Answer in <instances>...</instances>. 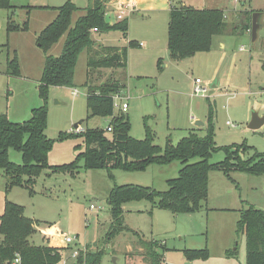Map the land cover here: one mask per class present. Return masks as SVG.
<instances>
[{"label": "rangeland", "instance_id": "rangeland-1", "mask_svg": "<svg viewBox=\"0 0 264 264\" xmlns=\"http://www.w3.org/2000/svg\"><path fill=\"white\" fill-rule=\"evenodd\" d=\"M65 1L10 0L11 10L0 9V114H6L12 122L26 121L31 110L42 104L37 85L44 58L60 55L65 36L47 52L39 47L37 36ZM69 1L77 7L72 15L73 24L91 3ZM162 2L149 0L143 6L151 9L138 8L139 13H127L124 34L93 32L91 35L92 40L102 43L99 51L102 57L106 47H126L125 68L89 69L87 51H83L75 67L74 87L49 89L45 135L54 140L48 153L49 165L68 164L78 152L75 146L83 149L80 137L59 140L60 133L80 134L72 131L74 124L81 122L83 130L101 129L105 135L110 134L106 131L109 119L90 116L84 87L113 81L121 88L118 94L123 99L118 101L128 105L123 113L129 120L128 134L136 140L144 138L145 127L153 132L154 144L160 147L167 140L176 144L191 132L202 137L211 113L217 147L244 144L247 147V152L241 155L244 159L254 152L264 153V125L255 131L247 128L252 113L264 116V0H220L210 5H204L201 0H171L176 7L219 9L220 6L226 15V32L212 39L210 50L179 62L169 57V3L165 9H159ZM249 11H259L255 41L251 40L249 31L242 30L244 13ZM8 18L14 25L27 23V29L12 32L9 38L5 31ZM130 41L142 42L144 46H129ZM7 49L10 58L14 53L17 57L19 77L5 73ZM194 79L209 87L206 96L191 94ZM74 88L79 90L76 96L72 95ZM114 114L121 112L114 108ZM196 121L204 126L196 127ZM223 159L224 152L220 150L212 154L209 162ZM9 160L19 164L20 154L9 150ZM181 167L178 161H173L168 165H149L143 171L117 169L112 171V179L103 169L81 168L74 178L66 174L47 178L48 171H44L33 186L32 195L20 187L7 189L6 179L0 173V215L5 201L23 207L24 216L35 222V233L28 239L30 244L68 247L62 256L66 264H72L70 255L79 249L102 250L100 264H149L139 239L155 242L154 249L162 257V264H245V236L236 235V223L239 211L248 205L264 210V175L234 171L226 177L221 172H211L207 199L194 213L173 214L143 201L128 203L123 206V221L130 232L121 233L109 243L103 242L109 226L107 197L114 186L134 185L165 191L166 181L174 179ZM65 236L73 242L66 244ZM204 248L209 254L205 261H189L183 255L184 250ZM227 251H235V256L228 257Z\"/></svg>", "mask_w": 264, "mask_h": 264}, {"label": "trees", "instance_id": "trees-1", "mask_svg": "<svg viewBox=\"0 0 264 264\" xmlns=\"http://www.w3.org/2000/svg\"><path fill=\"white\" fill-rule=\"evenodd\" d=\"M90 7L72 24V15L77 7L69 0L56 8L55 18L44 27L37 36L39 47L47 52L62 36H65L61 53L58 57L46 55L37 85L38 97L42 104L31 110L30 117L23 122H12L6 114H0V173L6 179V188L20 187L29 194H34L33 186L44 171L47 178L56 174H66L71 178L78 175L81 168L86 170L103 169L109 178L113 170L143 171L149 165H168L178 161L182 167L174 179L166 181L165 191H155L148 187L134 185L114 186L107 197L109 226L103 242L109 243L121 233L130 230L124 226L123 206L131 202H146L173 214L194 213L200 210L202 202L208 196L209 174L221 172L229 177L231 172L264 175V153L254 152L244 159V144L217 147L214 142V129L209 113L205 134L200 137L191 132L176 144L167 140L163 147L154 144L153 132L145 127L144 138L136 140L130 137L129 120L123 113L114 114L113 99L120 91L116 81L102 83L87 89V109L92 117L109 120L111 132L107 136L101 129H85L82 133L59 134V140L69 137L83 139V149L78 151L72 162L51 166L48 153L54 140L45 135L47 127V97L52 87H74L73 78L79 55L87 51V68L104 67L125 68L126 47H106L104 56L100 46L94 47L91 39L93 32L108 33L127 31V19L109 24L105 15L104 4L108 0H88ZM0 9L11 10L10 0H0ZM252 11L245 12L242 30H251ZM27 23L14 25L8 18L6 34L24 31ZM226 32L225 16L220 9H195L187 5L172 6L169 10L167 25V49L170 60L179 62L196 53L210 50L212 39ZM135 42L130 41L129 46ZM101 56V57H99ZM6 75L20 76V68L15 53L10 58L7 49ZM157 65H161L158 60ZM81 124V122L79 123ZM20 154L21 162L9 160V150ZM224 152V159L210 163L216 151ZM35 222L24 216V208L5 201L0 215V264H10L16 256L21 264H59L68 247L36 246L29 242L35 233ZM245 236V264H264V210L248 205L239 211L236 223V235ZM145 248L149 264H162V257L155 251V242L138 240ZM88 248V247H87ZM86 249V247H85ZM183 255L189 261L207 260L206 248L202 250H184ZM228 257L235 256V251H227ZM102 250H81L72 264H100Z\"/></svg>", "mask_w": 264, "mask_h": 264}, {"label": "built area", "instance_id": "built-area-1", "mask_svg": "<svg viewBox=\"0 0 264 264\" xmlns=\"http://www.w3.org/2000/svg\"><path fill=\"white\" fill-rule=\"evenodd\" d=\"M104 11H105V15L109 18L111 15V11L108 10L107 8H104ZM132 11V8L131 6L129 5H122L118 8H116L115 12H113V18H114V22H119V21H122L124 19V17L126 16V14L130 13ZM141 45V44H140ZM72 95L73 96H76L79 94V90L74 88L72 89ZM209 91V87L207 85H204L202 84V82L199 80V79H194L193 80V84H192V89H191V94L193 96H201V97H204L206 96L207 92ZM113 108H118L119 111L121 113H125L128 109V105L123 102V103H120L118 100H122L123 98L120 96V94H115L113 97ZM119 103V105L117 104ZM227 125H229V123L227 122L226 123ZM72 131L74 133H82L84 130L80 127V126H77V127H73ZM106 131L109 133L111 132V127L108 126L106 128ZM93 206H90V208H92ZM64 242L66 244H71L73 242V239L68 237V236H65L64 237ZM77 251L78 250H74L71 255H70V258H72L73 260L75 259V257L77 256ZM67 261L65 259L62 258V260L60 261L59 264H66ZM10 264H21V261H20V258L18 256H16V258L10 263Z\"/></svg>", "mask_w": 264, "mask_h": 264}, {"label": "crops", "instance_id": "crops-1", "mask_svg": "<svg viewBox=\"0 0 264 264\" xmlns=\"http://www.w3.org/2000/svg\"><path fill=\"white\" fill-rule=\"evenodd\" d=\"M146 1H149V0H108L105 4H104V8H107L108 10H110L111 11V15H109L110 17H109V19L107 20V22L111 25V24H113V23H115L114 22V18H113V12H115V10H116V8H118V7H120V6H122V5H129V6H131V8H132V11L129 13V14H135V12L137 13H139V9L138 8H141L140 10H142V9H151V8H146V7H144L143 5L145 4V2ZM220 0H201V2L205 5V4H218V2H219ZM167 3H169V8H168V12H169V10H170V8L173 6V3L171 2V0H163V2H162V4H161V6H159L158 8L159 9H165L166 7H168V5H167ZM233 8L235 9L236 8V3L234 2L233 3ZM137 9H138V11H137ZM200 9H218V8H212V7H209V8H206V7H204V8H200ZM219 9L220 10H222L223 11V13H224V16H225V19H226V15H225V12H224V8H220V6H219ZM113 11V12H112ZM252 12H254V11H252ZM255 12H259V11H255ZM261 12V11H260ZM93 34V33H92ZM9 36V38H10V35H8ZM8 38V37H7ZM8 38V39H9ZM94 41V40H93ZM95 42V44H94V47H97V46H101L102 45V43L101 42H98V41H94ZM132 42H135V41H132ZM141 44V45H140ZM138 46V47H143L144 46V43H142V42H140V43H136L135 42V44H134V46ZM110 47H112V46H110ZM220 47H222V44H221V46ZM119 48V47H118ZM5 72H6V70H5ZM212 88L213 89H215V87H214V85L212 86ZM86 89V88H85ZM87 90V89H86ZM87 94V93H86ZM110 120V119H109ZM78 123H80V122H78ZM75 125V124H74ZM73 125V126H74ZM79 126H80V124H79ZM204 126V125H203ZM202 126V127H203ZM182 165L180 164V167H181ZM180 170V169H179ZM50 230L53 232V228L52 227H50ZM53 234V233H52Z\"/></svg>", "mask_w": 264, "mask_h": 264}, {"label": "water", "instance_id": "water-1", "mask_svg": "<svg viewBox=\"0 0 264 264\" xmlns=\"http://www.w3.org/2000/svg\"><path fill=\"white\" fill-rule=\"evenodd\" d=\"M258 16H259L258 12L252 13V16H251V30H250V34H251V40L252 41H255V39H256V32H257V29H258V22H257ZM263 125H264V116L260 117L256 112L252 113L251 119H250V122L248 123L247 128L249 130L255 131V130L259 129L261 126H263ZM77 126H79V123H76L73 127L75 128ZM195 126L196 127H202L203 123L199 122V121H196L195 122Z\"/></svg>", "mask_w": 264, "mask_h": 264}]
</instances>
